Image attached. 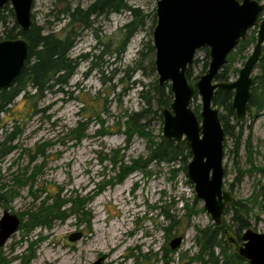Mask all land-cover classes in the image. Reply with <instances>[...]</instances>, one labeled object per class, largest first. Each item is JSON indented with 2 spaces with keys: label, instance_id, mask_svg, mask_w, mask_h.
I'll return each instance as SVG.
<instances>
[{
  "label": "rangeland",
  "instance_id": "374dc122",
  "mask_svg": "<svg viewBox=\"0 0 264 264\" xmlns=\"http://www.w3.org/2000/svg\"><path fill=\"white\" fill-rule=\"evenodd\" d=\"M94 1L68 0V7L84 11ZM156 1L125 0L127 6L147 17L143 29L129 39L121 55L116 48L120 44L119 30L131 19L128 13L90 17L86 29L78 23L68 25L70 19L59 13L64 5L52 0L33 1V24L59 35L71 31L75 36L68 57H87L78 61L66 86L53 88L36 101V113H25L30 105L20 95L0 116L1 140L22 117V133L14 141V149L0 161V194L4 197L0 218L5 210L18 218L33 211L46 197L44 191L53 196L61 191V199L88 200L83 207L85 215L68 211L63 222L54 221L49 229L37 227L28 233L18 230L0 247V264H92L102 255L107 257L104 264H210L196 237L198 229L214 224L178 166H174L177 172L173 175L172 166L150 163L121 183L113 181L116 169L111 166L112 159L130 166L149 157L148 143L143 139L133 137L126 146L123 132L127 115L151 111L146 118L148 132L156 141L162 136V117L153 116L157 106L151 101L158 75L154 52L147 45L156 24L152 23ZM263 19L264 14L260 21ZM251 51L252 46L245 59L235 60L232 68L237 72L232 70L228 82L238 78ZM204 58L205 52L199 50L197 63L191 67L194 77L204 74ZM257 74L255 67L252 78ZM27 91L33 94V90ZM147 101H151L150 109ZM191 107L198 117L200 99H194ZM240 124L238 147L234 138L225 137L223 142V189L233 200L248 202L252 207L250 229L264 234V111L253 120L247 115ZM41 147L43 156L36 155L31 162L34 150ZM248 159L255 171L263 172L249 173ZM36 167L39 173L30 189L23 182ZM31 194L38 199L34 201ZM162 214H168L169 221ZM230 217L224 215L223 220L228 222ZM77 233L80 240L70 242L68 237ZM229 236L234 239L232 233ZM178 237L183 238L182 243L173 250L169 244ZM219 240L214 256L220 259L221 250L232 252L233 245L229 242L232 247L227 246L222 235Z\"/></svg>",
  "mask_w": 264,
  "mask_h": 264
},
{
  "label": "water",
  "instance_id": "95a60500",
  "mask_svg": "<svg viewBox=\"0 0 264 264\" xmlns=\"http://www.w3.org/2000/svg\"><path fill=\"white\" fill-rule=\"evenodd\" d=\"M34 0H0V9L8 4L14 23L28 32L32 25ZM115 1V0H114ZM264 2L255 0H157L156 24L152 32L154 68L161 87L170 85L172 102L162 110V137L177 145L184 143L191 158L185 177L193 186L195 197L203 203L215 226H220L225 209L232 202L231 194L223 189L224 129L219 110L212 106L216 90L232 92V109L237 123L247 117L251 97L252 73L259 62L264 46ZM257 28L252 51L234 82H215V76L227 64V57L249 30ZM208 49V68L195 83L187 80L186 70L197 52ZM28 55L27 43L16 40L0 41V90L9 89L24 68ZM200 99V113L192 110V101ZM20 220L5 210L0 218V247L18 232ZM81 234L68 237L80 240ZM183 238L169 244L176 249ZM240 243L229 238L239 257L248 264H264V234L245 230ZM106 255L92 264H104Z\"/></svg>",
  "mask_w": 264,
  "mask_h": 264
},
{
  "label": "trees",
  "instance_id": "16d2710c",
  "mask_svg": "<svg viewBox=\"0 0 264 264\" xmlns=\"http://www.w3.org/2000/svg\"><path fill=\"white\" fill-rule=\"evenodd\" d=\"M52 1L55 4L64 5V9L59 13L70 19L68 25L78 23L82 24L86 29L90 27V17H108L113 13H128L131 17L130 21L119 30L120 44H118L116 48V53L118 55H121L125 51L129 39L136 32L143 29L147 17L143 16L138 9L127 6L125 0H95L84 11H81L79 8L71 10L68 7V0ZM155 22L156 17L153 15V25ZM0 28L2 34L0 41L21 38L28 46V55L23 70L9 89L0 90V116L8 111L15 99L20 95H23V100L30 105L25 113H36V101H40V99L44 97V93L51 91L53 88L61 90V86H66L70 76L78 65V61L85 59L87 55L75 59L68 57V52L72 47L73 37L75 36L72 35L71 31L68 34L61 33V35H59L52 31L44 32V28L33 24L28 32H23L14 23L13 13L8 4L0 9ZM254 34L255 31H252L250 36L248 34L245 42L239 43L235 50L229 54L228 62L215 76V82L226 83L229 81L232 72H237L236 69L233 70L232 65L237 58L240 60L245 59L248 49L255 43ZM150 35L152 37V33H150ZM147 45L148 50L154 52L151 40H149ZM201 50L205 52L202 69L204 73L208 68V49L203 48ZM196 63L197 60L194 59L186 70V77L190 82L198 79V76L194 77L191 72L192 65ZM256 70H258V74L252 78L251 97L247 106V115L250 116L252 120L257 118L264 111V48L262 49L259 62L256 65ZM134 71H136V69L132 70V72ZM28 88L33 90V94H29L30 92L27 91ZM232 98V92L216 90L212 98V106L218 107L221 110L219 112V119L224 129V135L225 137L234 138L237 148L242 135V124L237 123L235 120V114L231 106ZM31 99L33 103L30 102ZM172 99L170 85L165 83L160 87L159 84H157L154 88L153 100H151L154 101L157 106L156 111L153 112L155 114H153V116H157L161 119L162 116L159 112H161L163 108H168ZM151 101H147L148 109L151 108ZM150 113L152 112L147 110L126 116L123 132L126 138V146L129 145L133 137L143 139L148 143L149 157L142 162L134 161L130 166L125 165L122 160L117 161L112 159L110 163L113 169H116V174L113 178L116 184L124 181L133 171L144 170L150 163H155L157 165L166 164L172 166V168L178 166L177 169L185 173L186 165L190 161L191 156L184 143L177 145L172 140L163 139L162 136L156 141V138L151 136L148 132V124L146 123L147 114ZM21 121L22 117L15 120L13 129L6 134L3 140L0 138V161L14 149V141L22 133L20 128ZM235 131H237L236 136ZM80 137L81 136H78L76 139L79 140ZM34 153L35 155L30 159L31 162L36 158V155L43 156L44 150L42 147L36 148ZM248 158H250L249 153ZM248 160L251 165L249 173H251L255 171V168L250 159ZM36 168L23 182V185L28 184L30 189L34 184L36 173H39V169ZM171 170L172 174L175 175L177 172L176 168ZM256 171L263 172L262 170ZM111 183L112 180L107 181L106 185H110ZM60 192L58 191L57 195L53 196L49 191H44L46 197L32 209L33 211H26L19 216L20 226L18 230H23L28 233L37 227L49 229L54 221L63 222L67 218L68 211L74 215L86 214L83 207L87 203V198L79 199L76 197L74 199H61ZM31 196L34 201L38 199L32 194ZM3 199L4 197L0 194V204ZM162 209L161 207L159 210L161 211ZM229 214H231V217L228 222L222 220L220 226L212 225L205 230H197V244H200L202 253L209 256L208 263L210 264H248L244 259L238 256L233 244L232 252H230V249L229 253H227L226 250H221L222 255L220 259L214 256V249L216 246H219L220 243V235L225 239L224 242L227 243V246L232 247V245L229 244L227 235L232 233L234 241L239 244L242 233L252 227V207L248 205L247 201H235L232 199V202L224 212L226 216ZM162 216L169 221L170 217L168 214H162ZM86 221L88 222V220ZM229 238L232 237L229 236Z\"/></svg>",
  "mask_w": 264,
  "mask_h": 264
},
{
  "label": "flooded vegetation",
  "instance_id": "af4514ba",
  "mask_svg": "<svg viewBox=\"0 0 264 264\" xmlns=\"http://www.w3.org/2000/svg\"><path fill=\"white\" fill-rule=\"evenodd\" d=\"M261 16L263 17V14H262ZM262 17H261V18H262ZM261 18H260V19H261ZM254 29H255V35H254V36H255V39H256V32H257V28H256V27L253 28V29H251V30H249L248 33H247V35H248L251 31H253ZM247 35H246V37H247ZM253 45H254V44H253ZM252 48H253V46H252ZM262 49H263V48H262Z\"/></svg>",
  "mask_w": 264,
  "mask_h": 264
},
{
  "label": "bare ground",
  "instance_id": "6f19581e",
  "mask_svg": "<svg viewBox=\"0 0 264 264\" xmlns=\"http://www.w3.org/2000/svg\"><path fill=\"white\" fill-rule=\"evenodd\" d=\"M162 124H163V119H162ZM63 264H67V262L66 261H64V263Z\"/></svg>",
  "mask_w": 264,
  "mask_h": 264
}]
</instances>
